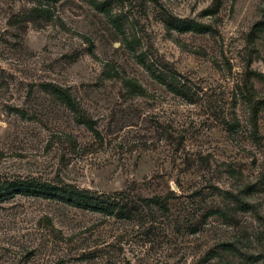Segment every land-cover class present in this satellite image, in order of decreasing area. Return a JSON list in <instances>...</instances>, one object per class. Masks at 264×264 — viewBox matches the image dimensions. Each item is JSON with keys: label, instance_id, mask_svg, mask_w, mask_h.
I'll use <instances>...</instances> for the list:
<instances>
[{"label": "rangeland", "instance_id": "rangeland-1", "mask_svg": "<svg viewBox=\"0 0 264 264\" xmlns=\"http://www.w3.org/2000/svg\"><path fill=\"white\" fill-rule=\"evenodd\" d=\"M93 2L0 0V178L123 191L136 213L15 196L0 264H264V0Z\"/></svg>", "mask_w": 264, "mask_h": 264}, {"label": "trees", "instance_id": "trees-1", "mask_svg": "<svg viewBox=\"0 0 264 264\" xmlns=\"http://www.w3.org/2000/svg\"><path fill=\"white\" fill-rule=\"evenodd\" d=\"M90 4H93L96 9H99L98 6L94 4L93 0H90ZM205 30L206 29H197L195 31L202 33ZM180 31L185 32L186 30L185 28H182ZM148 73L150 77L166 91L173 93L180 98L187 97V82L181 83L180 80L177 79V76H175L176 74L172 72L171 74L162 72L160 73L155 70ZM126 83H128L127 88L129 90L135 89L138 91V93L142 94V90L137 84L131 82L130 80H128ZM241 83L240 81L235 82L234 86H232V90L235 95H239V97L243 99L241 93L238 94V92L241 90L240 86H244V84L241 85ZM243 89L246 91L247 96L250 92H254L250 83L243 87ZM49 91L58 97L68 109L75 113V103L67 93L55 87H50ZM237 97L238 96H236V98ZM252 110L254 113L256 107L254 106ZM81 123L86 125L85 122ZM169 193H171V191ZM124 195L125 193L123 191L99 193L96 191L81 189L74 185H70L58 180L41 181L39 179L30 177L0 178V203L6 202L15 196L42 198L61 202L77 210L97 213L102 216H116V218L120 220H126L131 217V215L136 213L135 209L128 207V204L123 197ZM143 203L144 207H149L150 205L154 207H162V204L160 200L157 199V197L143 199ZM237 205L239 208L249 207L248 204L240 201L237 202ZM215 213L218 212H213L212 215ZM220 252H223L226 255L235 254V250L230 244L221 245ZM250 258L251 257L246 254H240V256H238L241 264L248 262Z\"/></svg>", "mask_w": 264, "mask_h": 264}]
</instances>
